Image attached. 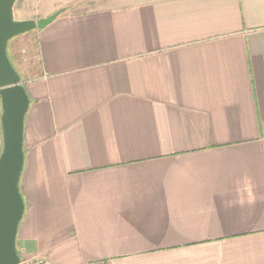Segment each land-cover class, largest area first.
<instances>
[{
  "label": "crops",
  "instance_id": "obj_1",
  "mask_svg": "<svg viewBox=\"0 0 264 264\" xmlns=\"http://www.w3.org/2000/svg\"><path fill=\"white\" fill-rule=\"evenodd\" d=\"M15 7L64 9L35 30L23 80L19 254L264 264V0Z\"/></svg>",
  "mask_w": 264,
  "mask_h": 264
},
{
  "label": "water",
  "instance_id": "obj_2",
  "mask_svg": "<svg viewBox=\"0 0 264 264\" xmlns=\"http://www.w3.org/2000/svg\"><path fill=\"white\" fill-rule=\"evenodd\" d=\"M16 1L0 0V264L20 261L16 235L25 210L20 180L25 158L24 119L30 103L22 77L8 57V41L44 28L64 11L61 8L38 19H16Z\"/></svg>",
  "mask_w": 264,
  "mask_h": 264
},
{
  "label": "rangeland",
  "instance_id": "obj_3",
  "mask_svg": "<svg viewBox=\"0 0 264 264\" xmlns=\"http://www.w3.org/2000/svg\"><path fill=\"white\" fill-rule=\"evenodd\" d=\"M35 6L38 7L37 4L33 5V7ZM14 12L15 18L21 19L20 8L15 7ZM35 30L36 29H33L15 36L8 41V57L14 68L21 75L22 80L26 78H34L39 72V58L34 37Z\"/></svg>",
  "mask_w": 264,
  "mask_h": 264
},
{
  "label": "built area",
  "instance_id": "obj_4",
  "mask_svg": "<svg viewBox=\"0 0 264 264\" xmlns=\"http://www.w3.org/2000/svg\"><path fill=\"white\" fill-rule=\"evenodd\" d=\"M17 264H52L46 257L40 254L31 256L20 255V261Z\"/></svg>",
  "mask_w": 264,
  "mask_h": 264
},
{
  "label": "trees",
  "instance_id": "obj_5",
  "mask_svg": "<svg viewBox=\"0 0 264 264\" xmlns=\"http://www.w3.org/2000/svg\"><path fill=\"white\" fill-rule=\"evenodd\" d=\"M20 191H21V187H20ZM22 193V192H21Z\"/></svg>",
  "mask_w": 264,
  "mask_h": 264
}]
</instances>
